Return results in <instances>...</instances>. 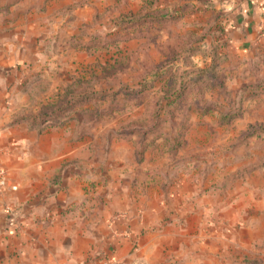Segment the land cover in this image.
<instances>
[{
    "label": "rangeland",
    "instance_id": "rangeland-1",
    "mask_svg": "<svg viewBox=\"0 0 264 264\" xmlns=\"http://www.w3.org/2000/svg\"><path fill=\"white\" fill-rule=\"evenodd\" d=\"M232 12L228 0H0L6 119L65 130L134 180L131 211L70 210L91 236L81 264H264V43L235 47Z\"/></svg>",
    "mask_w": 264,
    "mask_h": 264
},
{
    "label": "crops",
    "instance_id": "crops-1",
    "mask_svg": "<svg viewBox=\"0 0 264 264\" xmlns=\"http://www.w3.org/2000/svg\"><path fill=\"white\" fill-rule=\"evenodd\" d=\"M228 3L233 5L229 27L235 47L243 53L261 47L264 0ZM6 63L0 58V171L7 178L0 191V264H81L87 259L91 236L74 226L72 217L80 215L70 210L94 205L102 214L116 208L131 211L134 180L118 160L105 167L101 157L89 158L86 142L73 146L65 130L39 132L10 123L5 116L6 76L1 75ZM132 163L129 160L127 167ZM104 168L113 169L106 184ZM99 235L102 240L103 234ZM114 243L119 250V238Z\"/></svg>",
    "mask_w": 264,
    "mask_h": 264
},
{
    "label": "built area",
    "instance_id": "built-area-1",
    "mask_svg": "<svg viewBox=\"0 0 264 264\" xmlns=\"http://www.w3.org/2000/svg\"><path fill=\"white\" fill-rule=\"evenodd\" d=\"M7 185V178L3 171H0V191L3 190Z\"/></svg>",
    "mask_w": 264,
    "mask_h": 264
}]
</instances>
